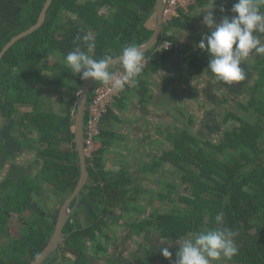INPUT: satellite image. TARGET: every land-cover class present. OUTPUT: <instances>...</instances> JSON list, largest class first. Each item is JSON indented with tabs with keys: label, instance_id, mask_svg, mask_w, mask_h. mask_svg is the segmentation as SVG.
Masks as SVG:
<instances>
[{
	"label": "trees",
	"instance_id": "obj_1",
	"mask_svg": "<svg viewBox=\"0 0 264 264\" xmlns=\"http://www.w3.org/2000/svg\"><path fill=\"white\" fill-rule=\"evenodd\" d=\"M29 1L0 0V50L13 35L33 23L44 0H36L34 5ZM195 1L190 8L196 5ZM132 3L140 10L131 8ZM154 3L155 0H98V9L111 5L116 10L109 13L108 19L98 13L95 47L89 52L82 40L88 30L83 26L69 32L63 29L59 12L69 4L65 0H52L45 23L15 42L1 58L0 168L28 143L16 135L19 125L35 132L36 143L32 146L37 149L41 168L31 177L24 171L17 175V166L12 165L0 183V264H28L38 256L52 235L54 222L44 212V215L31 214L28 207L37 196L49 197L42 191L44 182L51 193L69 195L79 177L73 117L76 92L83 79L81 74L69 70L54 75L51 81L44 80L41 60L48 53L65 59L76 47L99 60L121 53L130 45L128 41L135 46L142 44L152 34L144 25V15L153 9ZM260 11L264 13V6ZM118 35L131 40L121 42ZM163 36L174 40L173 34ZM112 45L116 53L109 52ZM173 48L152 51L141 73L159 69ZM208 62L207 53L199 49L184 58V72L190 76L200 74L207 69ZM252 70L257 75L253 74L254 81L248 88L251 98L248 104H242V110L249 112L253 123L241 120L239 126L225 132L224 140L218 144L201 141L186 130L174 137L173 148L166 151L159 162L167 161L180 172L179 180L187 187L179 197L184 205L182 209L157 212L156 208L147 212L144 220L130 224L136 232L155 228L161 231V243H168L170 238L187 237L189 233L228 228L236 233L234 242L238 252L231 260L222 259L221 264H264V55L252 64ZM47 85L63 91L56 96L59 109L43 107L48 103L42 95ZM141 89L144 90V85ZM19 106H27L30 110L21 118H15ZM110 113L109 107L101 121L98 135L101 146L92 161L86 160L89 182L78 198L81 208H75L66 221L58 248L45 260L48 264L60 262L65 254L73 262H86L85 241L88 239L98 238V251H105L107 247L99 238H106L105 228L109 227L110 216H114L116 210H130L128 200H135L131 187L127 186L131 180L124 175L114 180L103 166L102 154L109 145V135L102 126L109 120ZM228 117L240 119L232 111L226 115ZM86 121L85 109L83 123ZM133 188L138 190L135 185ZM175 190V184L171 183L168 193L158 196L168 199ZM79 212L84 215L82 221ZM221 212L224 220L218 224L215 216ZM13 221L17 225H13ZM153 259L154 254L152 259L145 257L143 260L146 264H154Z\"/></svg>",
	"mask_w": 264,
	"mask_h": 264
},
{
	"label": "crops",
	"instance_id": "obj_2",
	"mask_svg": "<svg viewBox=\"0 0 264 264\" xmlns=\"http://www.w3.org/2000/svg\"><path fill=\"white\" fill-rule=\"evenodd\" d=\"M195 2L196 5L189 8L188 12L179 14V17L172 21L169 30L174 36V48L168 59L159 69L145 74L140 73L141 78H137L135 86H125L123 90H120L119 98L110 106L109 120L102 126L109 135V145L102 154L103 166L114 180L119 179L121 175L131 180L127 186L131 187L130 191L133 192L131 194L135 196V200H128L130 210L121 212L116 210L114 216H110L109 227L105 228L106 238L103 236L99 238L107 247L105 251H98V238L96 240L88 239L85 241L86 262H73L72 258L65 254V259L56 264H146L143 259L145 257L152 259L153 254L152 262L154 264H163L168 261L157 255L161 254L162 248H157L154 251V246L161 244L162 241V236L158 232L153 231L154 234H152V230H150L151 232L144 230L138 233L130 225L140 220L129 219V213L134 211L138 215L148 216V211L144 208L147 204L137 206L135 203L142 186L141 181L145 176L151 184L153 182L156 184L158 180L162 181V176L167 172L168 165L171 164L167 161L159 162V159L166 151L173 148L174 137L184 130L201 141L211 142L209 137H205L206 133L199 136L192 134V126L199 124L208 132L218 131L217 126H220L218 115L222 114L225 118L227 115L223 114L226 109L222 105L232 99L230 85L217 81L208 69L192 76L186 75L184 72V58L197 52L200 49L199 41L209 33V29L203 24V15L205 14L203 10L212 5V0H196ZM236 2L238 0H213V8L205 11H211L216 22L224 17L231 19L235 15L231 9ZM131 8L140 10L133 3ZM111 10L115 11L116 7L105 5L98 9L103 15H108ZM156 23V14L152 9L144 15V25L153 32ZM118 38L124 43L127 42V39L131 40L119 35ZM127 43L133 45L131 41ZM108 49L111 53L117 52L113 45ZM152 51L153 49L144 55L151 57ZM245 60L246 58L242 63H245ZM115 68L123 69V66L117 64L111 66L109 70L114 71ZM249 69L251 71V68ZM142 85H144L143 91L140 90ZM231 85L236 87L237 91L232 100L240 102L239 100L246 93L244 85L241 81L233 82ZM8 161V166L4 167L5 175L14 165L13 160L9 159ZM175 169L172 166L173 172L170 173L177 174V169ZM176 180V177H173L172 183L176 184ZM134 185L138 190L133 188ZM179 185L183 184L180 182ZM175 189L177 190V185H175ZM141 190L145 189L141 188ZM43 198L35 199L31 205L32 212H36L35 210L38 208L41 209V213L44 212L50 220L54 218L55 225L58 215H54L55 201L50 206H44ZM160 200L166 201L167 199L161 198ZM78 201L76 203L74 201V204L75 208L79 207L78 209H80L81 205H78ZM153 205L155 209L159 207L157 204ZM42 215L44 214L42 213ZM78 217L82 221L84 215L79 212ZM168 241L179 242V240L173 241L172 238ZM43 264L48 263L44 261Z\"/></svg>",
	"mask_w": 264,
	"mask_h": 264
},
{
	"label": "clouds",
	"instance_id": "obj_3",
	"mask_svg": "<svg viewBox=\"0 0 264 264\" xmlns=\"http://www.w3.org/2000/svg\"><path fill=\"white\" fill-rule=\"evenodd\" d=\"M264 0H238L231 11L236 13L229 19L222 18L219 22L210 10L212 5L203 10V24L209 29L198 43V47L207 53L209 62L207 69L217 81L231 85L245 78L241 67L242 61L250 55H264V43L257 33L264 34V13L260 8ZM223 11V9H221ZM88 51L95 47L94 37L86 34L82 38ZM143 51L129 45L122 49L120 57L124 73L116 77L110 69L111 57L94 59L80 47H76L65 57L67 66L73 74H81V79L92 78L104 85H110L116 91L123 90L126 85L135 86L136 78L143 69ZM216 222L222 223L223 212L215 216ZM236 233L228 228L208 229L193 233L191 238L182 241L177 253L175 264H213L221 259L231 260L238 252L234 242ZM161 254L168 258L172 253L167 247Z\"/></svg>",
	"mask_w": 264,
	"mask_h": 264
},
{
	"label": "rangeland",
	"instance_id": "obj_4",
	"mask_svg": "<svg viewBox=\"0 0 264 264\" xmlns=\"http://www.w3.org/2000/svg\"><path fill=\"white\" fill-rule=\"evenodd\" d=\"M263 36H262V38H259L261 40V43H263V40H262ZM254 74H255V76L257 75L256 72H254ZM46 77L47 78H44V80L50 81V79H48L49 77L48 76H46ZM55 88L53 86H48V85L44 86V88H43V94L42 95H43L44 99L48 102L45 105H43V107L48 108V110H56V108L59 109V106L56 103V96L58 94L57 92H59V91L57 90V88L56 89ZM250 98H251L250 92H249V90H247V93L243 96L242 99L239 100L240 102H236V101H233L231 99L222 105V107L224 109H226L223 113L224 115L228 114L229 111H232L233 113H235L236 116H238V119L240 118L239 120L233 119L231 117L225 118L222 114H219L220 116L218 115V124L220 126H217L218 131H216L214 133L208 132V130H206L204 127H202L201 125L198 124V126L195 125L196 127L194 125L192 126V128H193L191 130L192 134L199 136V135H204V133H206V136H205L206 138L209 137L212 140L211 141L212 143L218 144L219 142L224 140L225 132L233 129L234 127L239 126L241 120H242V122H245V123H250V124L253 123L254 120L250 119L249 112L246 113L245 111L242 110V104L243 105L248 104V101ZM26 109H27L26 107L19 106L17 108L15 115H14L15 118H17ZM229 150H231V149H229ZM31 154H29L28 152H26L24 150L23 154H20L19 156H15L13 159H10V160H13V164L15 162L17 164V166L22 165V164L27 165L26 170L28 172H30L31 175L34 176L37 173L38 169L41 168V166L39 164V159H37L38 162L37 161L32 162L31 164L27 163V162H29V158L31 156H33L34 158L39 157L38 153H35V150ZM218 156L222 157V154L219 153ZM15 159H16V161H15ZM8 162L9 161H7L5 166H8ZM170 172H173L172 166L168 165L167 172L162 176V181L159 182V180H158V182L156 184L154 182H153V184H151L150 180L145 176L143 178V180L141 181L142 182L141 188H143L145 190H141V188H140V192L138 194V199H137V201H135L136 205L140 206V205H143L146 203L147 206L144 208L148 212L155 210L153 204H157V206H159V207H157V212H163V211H167V210L173 209V208L182 209L184 203L179 200V197H180V194H183L185 192V189L187 187L185 186V184H183L182 186L179 185V183H180V180H179L180 179V172L179 171L176 170L177 174H175V175L173 173H170ZM2 175H3V173L1 172L0 178L2 177ZM173 177H176V179H177L176 184H175V185H177V190L174 191L173 193L169 194L168 196H169V198H173L174 200L170 201L169 198L166 201L160 200L158 194H167L168 193V186L172 183ZM160 180H161V177H160ZM47 185L48 184H46L45 182L42 184V191L44 194H48L49 197H47L45 195L44 200H42V201H43L44 206H46L45 202L47 203V201H48L49 204L52 203V202H50V199H49V198H52L55 201V213H54V215H57L58 210H59V206H60L59 204H62L63 200H65L68 195H66L65 193H61V192L59 194L55 195L54 193H51L49 191ZM36 199L40 200V197L37 196ZM35 211H36V212H34L35 214H38V215L42 214L41 213L42 210L39 208ZM24 214L26 215L27 212H25ZM128 216H129V219H131V220L137 219V220L142 221L145 219V217L147 215H144L145 216L144 217L140 214L138 215L136 212L133 211V212L129 213ZM53 221H54V218H53ZM13 225H17V223L15 221H13ZM150 230H152V232ZM153 231L158 232L159 235H161V231H159L155 228L146 229V232H151L152 234H154ZM191 236H192V233H189V235L187 237H183V238L180 236L179 237L183 241L186 238H191ZM179 237L172 238V239H173V241H177V240H180ZM157 255L160 258H164V259L168 260V258H165L160 253ZM221 260L220 261H214L213 264H221ZM169 262H171V260H169Z\"/></svg>",
	"mask_w": 264,
	"mask_h": 264
},
{
	"label": "flooded vegetation",
	"instance_id": "obj_5",
	"mask_svg": "<svg viewBox=\"0 0 264 264\" xmlns=\"http://www.w3.org/2000/svg\"><path fill=\"white\" fill-rule=\"evenodd\" d=\"M46 1L47 0L43 1L42 6H41V8H40L35 20L33 21V23L30 24L29 26H27L26 28H24L23 30H21L20 32L30 28L32 25H34L38 21L40 12H41L43 6L45 5ZM65 1L69 4V7L68 8L63 7L60 10V12H59L60 13L61 27L69 32L71 29H74V28H77V27H78V29H81V27L83 26L85 29L88 30V34H90L94 38H96V36L98 34V13H100L98 11V0H65ZM35 2H36V0H30L29 1V3H31L32 5H34ZM51 3H52V0H51ZM51 3H50V5H51ZM23 5L26 6V3H23ZM50 5L48 6V8L46 10V13L44 15V19H43V21H42V23H41V25L39 27H41L45 23V21L47 20L48 9H49ZM111 11H114V10H111ZM100 15H102L106 19H108V17H109V13H108V15H106V14L103 15L102 12H101ZM90 25H92V27ZM20 32H18V33H20ZM17 34H15V35H17ZM15 35H13V36H15ZM263 35L264 34L257 33V36L259 38H262ZM26 36H24V37H26ZM24 37L19 38L17 41H19L20 39H22ZM262 40H264V36H263ZM4 54H3V56H4ZM259 57H261V55H256V54L250 55L248 58H246L245 63L241 64L248 70L247 73L243 70L244 73H245V78L243 80H240L241 83L244 85V89H245L246 93H247V90H248L250 84L254 81V75H253L254 71L252 70V64H254L255 61ZM19 67H22V65H20ZM249 68H251V71H249L250 70ZM14 69H16V68L14 67ZM69 70L71 71V69L66 64L65 59H62L58 54L48 53L41 60V69H40L41 74H42V76L44 78H47L46 76H48L49 77L48 79H50V81L52 80L54 75L62 74V73H65V71H69ZM48 86H51V85H48ZM53 87L55 88V86H53ZM56 88L59 91L57 93L63 92V91L60 90L59 87H56ZM229 88H230V92L232 93V97L231 98L233 99L235 97V94H237L236 87H233V85H230ZM24 107L27 108L25 111L30 110L29 107H27V106H24ZM25 111H23L18 116V118H21ZM18 127H19V129H17L16 135L19 136L22 140L27 141L28 143L25 146H23L21 148V150L18 153H16L15 155L19 156L20 154H23L24 150L26 152H28L29 154H31L34 150H35V153H38L36 147L32 146V145H35V143H36L35 132L30 130V129H26V128H24L21 125H19ZM37 159H39V163H40V158L39 157L34 158L33 156H31L29 158V162H27V163L31 164L32 162H36V161L38 162ZM8 160L9 159L4 161L2 163V167L0 168V173L1 172L3 173L2 177L0 178V183L8 175L7 173H6L7 175H5V172H4V167H5V165H6ZM15 161H16V159H15ZM14 165L17 166V164L15 162H14ZM24 165L25 164L17 166V169H16L17 172H18L17 175L22 173V171L28 172L26 170L27 165H25V166ZM9 171H11V169ZM30 175H31V173H30ZM31 177H33V175H31ZM49 199H50V202L54 201L52 198H49ZM45 204H46V206H50L51 205V203L49 204L48 201H47V203L45 202ZM31 205L28 207V210L30 211V213H32ZM71 206H74V201L71 203ZM181 243L182 242H168V243L167 242H163V243H161L159 245L154 246L155 247L154 251L157 248L167 247L168 250L172 253V255L170 257H168V261L167 262H169V260H171V262L173 264H175V261H176V258H177L176 257V253H177Z\"/></svg>",
	"mask_w": 264,
	"mask_h": 264
},
{
	"label": "water",
	"instance_id": "obj_6",
	"mask_svg": "<svg viewBox=\"0 0 264 264\" xmlns=\"http://www.w3.org/2000/svg\"><path fill=\"white\" fill-rule=\"evenodd\" d=\"M166 0H155L153 10L155 11L156 18H157V23L155 28L153 29L152 34L150 37L143 42L142 44L137 45L143 53L148 52L151 50L157 41L160 39L162 35H172V31L169 30L172 22H170L167 25H164L162 22V11L165 5ZM51 0H47L45 5L43 6L38 21L32 25L30 28L18 33L17 35L13 36L1 49L0 51V59L3 56V54L21 37H24L31 32H33L35 29H37L43 19L44 15L46 13V10L48 6L50 5ZM122 53L112 57L111 58V66H115L117 64H121L120 57ZM242 69L247 73L248 70L241 65ZM239 82V81H238ZM93 84L92 78H87L83 79L82 82L80 83L79 89L76 92V97H75V102H74V107H75V112H74V117H73V140H74V145L75 149L78 155V163H79V177L78 181L72 190V192L67 196V198L63 201V203L60 206L57 219L54 225V230L52 232V235L50 236L48 242L46 245L43 247L41 252L38 254V256L31 260L28 264H43L46 258L51 255L57 248H58V243H59V237L62 232V229L70 217L73 209L75 208L74 206H71V203L73 201L78 200L79 195L82 191V189L87 185L89 182V176H88V171L86 168V158L83 152V139H84V133H83V117H84V111L86 107V101L88 94L90 92L91 85ZM168 264H171L169 262Z\"/></svg>",
	"mask_w": 264,
	"mask_h": 264
},
{
	"label": "built area",
	"instance_id": "obj_7",
	"mask_svg": "<svg viewBox=\"0 0 264 264\" xmlns=\"http://www.w3.org/2000/svg\"><path fill=\"white\" fill-rule=\"evenodd\" d=\"M194 1L195 0H166L162 11L163 24L167 25L172 22L174 18L179 17L180 12H188L190 5ZM173 46L174 41L162 35L152 49L153 51H170ZM144 58L143 68L147 65L150 57L149 55H144ZM111 72L114 73L116 77H120L123 75L124 69L115 68L114 71ZM119 96L120 91L112 89L110 85H104L98 81H93L85 107L87 110V121L85 124L83 123V152L86 160L92 161L94 154L101 146L98 135L102 118Z\"/></svg>",
	"mask_w": 264,
	"mask_h": 264
}]
</instances>
